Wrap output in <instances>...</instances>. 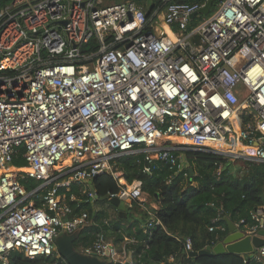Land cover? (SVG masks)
Masks as SVG:
<instances>
[{
  "label": "built area",
  "instance_id": "built-area-1",
  "mask_svg": "<svg viewBox=\"0 0 264 264\" xmlns=\"http://www.w3.org/2000/svg\"><path fill=\"white\" fill-rule=\"evenodd\" d=\"M214 1L213 14L192 26L208 0H169L163 22L171 35L156 32L159 11L148 17L134 0H11L4 7L0 264H13L15 252L68 264L55 239L90 220L87 212L74 217L68 193L79 186L81 199L95 203L93 180L101 174L118 182L111 198L146 210L143 182L128 183L112 164L122 156L143 155L149 174L156 156L183 170L178 153L186 151L264 163V0ZM93 41L97 49L84 52ZM237 142L246 150L240 152ZM18 158L23 165L13 164ZM28 180L38 185L29 190ZM149 214L145 229L162 226L156 210ZM221 215L219 210L211 232L225 230L215 224ZM250 219L243 232L264 230V206ZM244 224L235 225L241 230ZM129 243L119 249L97 232L80 251L115 264H140L129 248L138 240ZM185 248L194 251L190 238ZM254 259L264 264V246Z\"/></svg>",
  "mask_w": 264,
  "mask_h": 264
},
{
  "label": "trees",
  "instance_id": "trees-1",
  "mask_svg": "<svg viewBox=\"0 0 264 264\" xmlns=\"http://www.w3.org/2000/svg\"><path fill=\"white\" fill-rule=\"evenodd\" d=\"M109 1L120 3L127 0ZM134 1L139 4L143 2L149 4L148 17H151L162 4L161 0L155 3L149 0ZM205 1L174 0L179 4H202ZM10 2L11 0H0V9ZM216 7L217 3L214 1L210 14L199 15L198 19L195 18L192 21V26L209 18ZM162 22L163 16L160 19V23ZM97 46V43L93 41L83 47V51L91 52L97 49ZM239 160L244 164L242 174L234 170L233 163L237 160L202 151H186L185 163H182L185 168L181 171L178 167L172 170L167 157L155 160L150 165L152 170L150 174L143 171L148 164L143 155H126L114 160L112 164L115 170L121 172L128 183L135 180L142 181L144 191L151 198L159 201L160 209L156 211V216L162 226L145 229L144 226L150 221L147 212L141 213L140 218L132 222L135 216L133 207H138L137 202L132 206L128 205L126 217L120 218L117 209L108 201L102 200L109 193L119 192L117 180L107 172L93 180V187L99 196L95 203L102 202L117 212L116 221L110 222L111 225L108 226L105 223L109 218L107 210L104 209L105 206L100 210H94L91 203L86 202L84 198L81 199L79 186H73L72 191L68 193L74 217L83 212H87L90 216L89 224L80 229L81 235L75 243L76 248L81 249L90 245L97 232H104L106 236H116V240L119 241L124 240L125 236L138 240L135 256L138 255L140 264L163 262L166 264H257L254 258L232 253L191 257L190 252H187L185 248L186 238L192 240L194 251H201L208 244L216 245L222 242L230 233L227 219L234 224L245 220V224L240 228L244 231L253 224L250 213L264 206V163ZM13 164L21 166L24 162L18 158ZM219 168L220 173H218ZM23 183L29 190L38 185V182L33 180L23 181ZM72 195L79 200L72 201L70 199ZM36 203L39 206L42 205L37 198ZM219 210H222L221 219L215 224L224 227L225 230L215 229L211 232L209 228ZM129 221L131 223L127 225ZM172 255L176 259L174 262H169L168 258ZM11 261L13 264H51L45 258L27 259L21 252L13 253ZM108 264L115 263L108 260Z\"/></svg>",
  "mask_w": 264,
  "mask_h": 264
},
{
  "label": "water",
  "instance_id": "water-1",
  "mask_svg": "<svg viewBox=\"0 0 264 264\" xmlns=\"http://www.w3.org/2000/svg\"><path fill=\"white\" fill-rule=\"evenodd\" d=\"M214 5V0H209L206 5L192 18L198 14L209 15ZM158 159V157H155ZM99 196L97 195V199ZM102 200L108 201L119 212L120 218L127 215V203L118 197L111 198L106 195ZM229 235L220 243L216 245L208 244L207 247L201 251L190 252L191 257L221 255L225 253H232L237 255L249 256L254 258L256 250L264 246V230H260L256 235H247L229 219ZM81 231L78 230L72 234H61L55 239L57 250L60 256L65 259L68 264H108V260L100 259L94 255H86L76 248L75 243L80 238ZM179 264V263H177Z\"/></svg>",
  "mask_w": 264,
  "mask_h": 264
},
{
  "label": "crops",
  "instance_id": "crops-1",
  "mask_svg": "<svg viewBox=\"0 0 264 264\" xmlns=\"http://www.w3.org/2000/svg\"><path fill=\"white\" fill-rule=\"evenodd\" d=\"M173 2H174V0H172ZM207 1V0H206ZM209 1V0H208ZM149 2H151V3H155L156 2V0H149ZM147 5V6H144V5ZM140 5H142L145 9H146V12L148 11V8H150V6H149V4H147V3H145V2H143L142 4H140ZM151 5V4H150ZM213 8V7H212ZM212 10V9H211ZM156 11H159V17H158V20H157V23H156V32L157 33H161V32H159V31H157L158 29H159V24H160V19H161V16H163V18H164V13H165V6L164 5H162L161 4V6L156 10ZM155 11V12H156ZM154 14V13H153ZM199 15H202V14H198V15H196L194 18H193V20L196 18V19H198L199 18ZM203 21V20H202ZM200 22V21H199ZM198 22V23H199ZM169 28V27H168ZM170 30V29H169ZM167 33V32H166ZM238 150L240 151V152H243V151H245L246 149L244 148V147H238ZM252 150V149H251ZM249 152H251L250 151V149H249ZM178 154H180V161H179V163H181V165H180V167H182V169H184L185 168V165L184 164H182V163H185L184 162V154L182 155L181 153H178ZM157 160V159H156ZM119 173H121V172H119ZM122 174V173H121ZM151 197L149 196V195H147V204H146V210L145 209H143V207H141V206H139L138 205V207L137 206H135V207H133V214L135 215L134 216V218L131 220L132 222H133V220H136V218H140V214L141 213H144V212H147L148 213V215H149V217H150V214H149V210H151L152 211V208H154V210L153 211H158L159 209H160V204H159V201H157V200H155L154 199V203H150L149 202V199H150ZM102 208H104V207H102ZM102 208H97V209H102ZM105 209V208H104ZM106 210V209H105ZM107 221L109 220V219H106ZM110 221V220H109ZM131 221H129V222H127L126 224L128 225L129 223H131ZM111 222V221H110ZM110 225H111V223H110ZM145 227V226H144ZM91 231H89V233H90ZM92 234V233H91ZM106 234V233H105ZM107 237H109L108 239H110L111 241H113V243L114 244H116L117 246H120L119 247V249L122 247V249H123V247L124 246H126L127 244L128 245H130V243H129V239H130V236H125L124 237V240H116V236H107ZM133 238V237H132ZM138 246V245H137ZM137 246H129V248H130V250L131 251H134V250H136V247ZM80 249V248H79ZM132 254V253H131ZM134 256V255H133Z\"/></svg>",
  "mask_w": 264,
  "mask_h": 264
},
{
  "label": "rangeland",
  "instance_id": "rangeland-1",
  "mask_svg": "<svg viewBox=\"0 0 264 264\" xmlns=\"http://www.w3.org/2000/svg\"><path fill=\"white\" fill-rule=\"evenodd\" d=\"M156 1H159V0H156ZM162 1V5H166V3L169 1V0H161ZM102 3L104 5H109V4H113L115 2H112V1H109V0H102ZM144 6H147L146 4ZM4 9V8H3ZM3 9H0V14L2 12ZM236 161V160H234ZM243 162L240 161L239 159H237V162H234L233 163V167H234V170L239 173V174H242L243 171H244V166H243ZM149 202L150 203H154V198H150L149 199ZM111 205V204H110ZM105 206V209L107 210V213H108V219L111 221V223L114 221H116V217H117V212L115 209H113L112 207H109L107 206L106 204H103L102 202H97V203H93L92 204V207L94 210H97V208H102ZM99 210V209H98ZM152 210H154V208H152ZM92 233V232H91Z\"/></svg>",
  "mask_w": 264,
  "mask_h": 264
},
{
  "label": "bare ground",
  "instance_id": "bare-ground-1",
  "mask_svg": "<svg viewBox=\"0 0 264 264\" xmlns=\"http://www.w3.org/2000/svg\"><path fill=\"white\" fill-rule=\"evenodd\" d=\"M157 31H159V32H167L168 34L171 35L168 26L165 25L164 22H162V23L159 24V29H158ZM237 147H243V146L241 145L240 142H237ZM252 151H253V150H251V152H252Z\"/></svg>",
  "mask_w": 264,
  "mask_h": 264
}]
</instances>
